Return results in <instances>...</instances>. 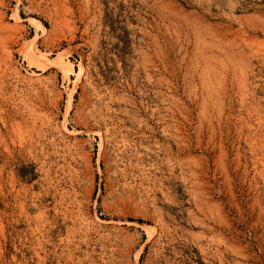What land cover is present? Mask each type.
<instances>
[{"label": "rangeland", "instance_id": "obj_1", "mask_svg": "<svg viewBox=\"0 0 264 264\" xmlns=\"http://www.w3.org/2000/svg\"><path fill=\"white\" fill-rule=\"evenodd\" d=\"M0 4V264H264V0Z\"/></svg>", "mask_w": 264, "mask_h": 264}, {"label": "bare ground", "instance_id": "obj_2", "mask_svg": "<svg viewBox=\"0 0 264 264\" xmlns=\"http://www.w3.org/2000/svg\"><path fill=\"white\" fill-rule=\"evenodd\" d=\"M1 5V4H0ZM1 14V13H0ZM84 16V15H83ZM2 23V22H1ZM0 23V24H1ZM2 25V24H1ZM10 28V27H9ZM88 32V31H87ZM145 32V31H144ZM148 33V32H147ZM9 34V33H8ZM187 37V36H186ZM155 39V38H154ZM3 40V39H2ZM159 40V39H158ZM11 41V40H10ZM45 41V40H44ZM4 45V44H3ZM6 45V44H5ZM16 45V44H15ZM155 45V44H154ZM220 45V44H219ZM156 46V45H155ZM154 48V47H153ZM222 49V48H221ZM224 49V48H223ZM5 50V49H4ZM7 50V49H6ZM179 51V50H178ZM3 52V51H2ZM5 52V51H4ZM9 52V51H8ZM27 56H26V58H27V60L29 61V63H30V65L31 66H37V67H40L41 66V62H40V60H38V58H37V56H36V53L34 52V51H31V52H29L28 54H26ZM161 55V54H160ZM7 56H9V55H7ZM11 56V55H10ZM25 58V57H24ZM185 58V57H184ZM226 59H227V57H226ZM224 60V59H223ZM237 63V62H236ZM240 63V62H239ZM241 64V63H240ZM239 64V65H240ZM1 65V64H0ZM238 65V66H239ZM242 65V64H241ZM240 65V66H241ZM70 68V70H71V72H74V70H73V67L72 66H70L69 67ZM62 69H64V68H62ZM239 69V68H238ZM4 70V69H3ZM64 71V70H63ZM199 74V73H198ZM240 74V73H239ZM68 77V76H67ZM210 77V76H209ZM77 79H79V78H77ZM243 84V83H242ZM78 85V84H77ZM35 89V88H34ZM42 95V94H41ZM40 96V95H39ZM36 98V97H35ZM34 99V98H33ZM35 100V99H34ZM32 103V102H31ZM30 103V104H31ZM35 105V104H34ZM6 108V107H5ZM40 108V107H39ZM14 109V108H13ZM0 110H4V108H0ZM5 111V110H4ZM1 112V111H0ZM30 113V112H29ZM5 116V115H4ZM3 117V116H2ZM31 117V116H30ZM6 118V117H5ZM14 119V118H13ZM0 120H2V118H0ZM8 120V119H7ZM3 121V120H2ZM5 121H6V119H5ZM9 121V120H8ZM7 122V121H6ZM5 122V123H6ZM16 122V121H15ZM18 122V121H17ZM4 123V122H3ZM4 123V124H5ZM10 124L12 123V122H9ZM18 124H19V122H18ZM17 124V125H18ZM20 125V124H19ZM4 126V125H3ZM10 127V126H9ZM12 127V126H11ZM19 127V126H18ZM16 128H17V126H16ZM15 126H14V132L16 131L15 129ZM11 129V128H10ZM9 129V130H10ZM12 130V129H11ZM21 131V130H20ZM19 131V132H20ZM10 132V131H9ZM12 132V131H11ZM18 132V131H17ZM26 133V132H25ZM2 134V133H1ZM0 134V135H1ZM14 134V133H13ZM17 134V133H16ZM19 134H17V136H18ZM16 136V135H15ZM12 137V136H11ZM19 137H20V135H19ZM23 137V136H22ZM28 137V136H27ZM13 138H15V137H13ZM17 139H19V140H22V139H20V138H17ZM23 141H24V139H23ZM6 142V141H5ZM20 142H22V141H20ZM20 144V143H19ZM6 145L8 146V144L6 143ZM5 146V145H4ZM9 147V146H8ZM32 147V146H31ZM7 148V147H6ZM9 149V148H8ZM31 149V148H30ZM6 150V149H5ZM223 150V149H222ZM9 152H11L10 151V149H9ZM10 154V153H9ZM11 154H12V152H11ZM2 157H4V156H2ZM218 158V157H217ZM186 160V159H185ZM11 161V160H10ZM220 162V161H219ZM222 162V161H221ZM226 166V165H225ZM3 170V169H2ZM8 171V170H7ZM4 173H6V172H4ZM2 175H4L5 176V174H2ZM13 175V174H12ZM11 179H12V176H9ZM14 177V176H13ZM2 178V177H1ZM24 178V177H23ZM10 179V180H11ZM9 180V181H10ZM33 180V179H32ZM2 181V180H1ZM4 181V180H3ZM8 181V180H7ZM11 181H13V180H11ZM2 183V182H1ZM7 183H9V182H7ZM12 183V182H11ZM13 183H15V182H13ZM4 184V183H3ZM2 184V185H3ZM5 185V184H4ZM7 185V184H6ZM9 185V184H8ZM15 186V185H14ZM30 186V185H29ZM28 186V187H29ZM36 186V185H35ZM18 188V187H17ZM25 188V187H24ZM3 189V188H2ZM30 189H31V187H30ZM3 191V190H2ZM10 191V190H9ZM31 191V190H30ZM12 192V191H11ZM14 192V191H13ZM3 193V192H2ZM16 194V193H15ZM28 194V193H27ZM15 196V195H14ZM20 196V195H19ZM38 196V195H37ZM6 197V196H5ZM32 197H34V196H32ZM13 199V198H12ZM16 199V198H15ZM7 200H9V199H7ZM28 201H29V199H27ZM6 202H8V201H6ZM12 202V201H11ZM20 204H22V203H20ZM40 204V203H39ZM12 205V204H11ZM8 206V205H7ZM10 206V205H9ZM14 207H15V205H14ZM22 207H23V205H22ZM21 207V208H22ZM30 208V207H29ZM23 209H25V208H23ZM35 209V208H34ZM46 209V208H45ZM216 209V208H215ZM10 211V210H9ZM17 211V210H16ZM32 212V211H31ZM217 212V211H216ZM41 216V215H40ZM46 217V216H45ZM32 219V218H31ZM30 219V220H31ZM38 219V218H37ZM45 219V218H44ZM41 221V220H40ZM45 221V220H44ZM50 221V220H49ZM48 221V222H49ZM31 222V221H30ZM46 222V221H45ZM25 223H26V221H25ZM28 224H29V221H28ZM39 224V223H38ZM33 225H34V223H33ZM44 225V224H43ZM4 226V225H3ZM54 227V226H53ZM64 227V226H63ZM37 228V227H36ZM49 228H50V226H49ZM53 231V230H52ZM55 231V230H54ZM51 232V231H50ZM64 233V232H63ZM49 234V233H48ZM50 235V234H49ZM42 237H43V235H42ZM54 237V236H53ZM61 237V236H60ZM34 238V237H33ZM36 239V238H35ZM55 239H57V238H55ZM53 240H54V238H53ZM32 241V240H31ZM55 241V240H54ZM62 242V241H61ZM70 242V241H69ZM63 243V242H62ZM72 244V243H71ZM218 244V243H217ZM34 245V244H33ZM49 247V246H48ZM47 247V248H48ZM51 247H52V245H51ZM38 248V247H37ZM53 248V247H52ZM40 249V248H39ZM54 249V248H53ZM23 250H25V249H23ZM65 250V249H64ZM39 251V250H38ZM54 251V250H53ZM66 252V251H65ZM31 253V252H30ZM35 254V253H34ZM37 254H38V252H37ZM64 254V253H63ZM53 255V254H52ZM57 255V254H56ZM61 255H62V253H61ZM38 255H36V256H34V257H37ZM64 256V255H63ZM51 257V256H50ZM49 257V258H50ZM38 258V257H37ZM59 259V258H58ZM51 260H52V258H51ZM50 260V261H51ZM55 261H56V259H54ZM48 262V261H47ZM52 262H53V260H52ZM50 263V262H49ZM57 263H59V262H57Z\"/></svg>", "mask_w": 264, "mask_h": 264}]
</instances>
